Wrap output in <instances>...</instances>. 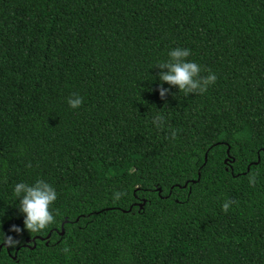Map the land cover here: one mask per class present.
<instances>
[{"label": "trees", "instance_id": "1", "mask_svg": "<svg viewBox=\"0 0 264 264\" xmlns=\"http://www.w3.org/2000/svg\"><path fill=\"white\" fill-rule=\"evenodd\" d=\"M177 47L218 77L203 95L161 98ZM38 179L58 198L33 234L14 186ZM1 244L0 264H264V0H0Z\"/></svg>", "mask_w": 264, "mask_h": 264}, {"label": "clouds", "instance_id": "2", "mask_svg": "<svg viewBox=\"0 0 264 264\" xmlns=\"http://www.w3.org/2000/svg\"><path fill=\"white\" fill-rule=\"evenodd\" d=\"M191 55V50L186 48H174L169 53V59L165 62L159 63L156 67L159 69H167V71H161L159 73L160 87L159 93L161 98H165L166 94L170 93L171 89L164 88V83H168L171 86H178L179 92L188 96L191 93L197 95H203L207 92L209 86L214 85L218 79L216 74L209 70L207 76H201V67L196 63L189 61L187 58ZM68 104L71 108L77 109L83 104V97L76 93H73L68 98ZM153 123L158 128H163L164 117L157 115ZM178 130H172L170 139H176ZM28 167H31L29 164ZM258 173L250 174L249 184L255 187L257 182ZM14 194L19 198V210L24 214V226L30 233H40L55 223V216L50 211V206L58 198L56 190L43 179H38L33 185H29L24 182L15 184ZM127 195L126 192H116L114 194V200H120L122 196ZM234 201L227 200L222 205V210L227 213L231 204ZM58 214L59 210H55ZM11 231L17 234L22 233L23 229L13 225ZM20 241L13 236H6L4 245L7 247H16ZM64 253L70 252V249L65 247Z\"/></svg>", "mask_w": 264, "mask_h": 264}, {"label": "water", "instance_id": "3", "mask_svg": "<svg viewBox=\"0 0 264 264\" xmlns=\"http://www.w3.org/2000/svg\"><path fill=\"white\" fill-rule=\"evenodd\" d=\"M228 151H229V148H227V153H228ZM205 160H206V156H205ZM63 232H64V230H63V228H62V230H61V234H63ZM48 237V236H47ZM41 239V238H40ZM30 240H32L33 241V246L32 247H34L35 246V238H32V239H29V238H27L26 239V244H23L24 246H29L27 243L30 241ZM3 246V244H1L0 245V249H1V247ZM16 257V255H14L13 256V258H15Z\"/></svg>", "mask_w": 264, "mask_h": 264}]
</instances>
